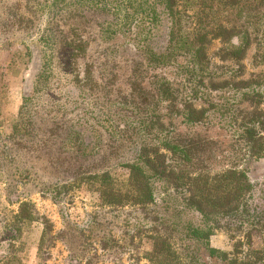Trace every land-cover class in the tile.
Instances as JSON below:
<instances>
[{
	"label": "trees",
	"instance_id": "obj_1",
	"mask_svg": "<svg viewBox=\"0 0 264 264\" xmlns=\"http://www.w3.org/2000/svg\"><path fill=\"white\" fill-rule=\"evenodd\" d=\"M19 1L5 5L0 0L6 17L0 20V33L12 37L15 33L39 34L50 53V59L42 62L40 86L47 78L43 74L58 67L67 87L60 106L68 109L67 101L74 105L50 121L59 118L68 139L86 134L87 139L97 137L101 143L104 132L96 130L99 125L93 112L107 110L111 122L107 137L114 152L93 156L107 160L118 155L111 164H97L90 170L83 168L88 156L47 158L50 169H45L64 174L53 185L67 188L82 179L96 180L105 185L100 194L104 207L142 213L155 205L157 186L178 193L186 209L200 218L199 224L188 225L182 233L151 218L144 232L149 246L142 254L145 264H206L207 260L189 253L190 242L200 244L203 257L211 261L262 264L264 248H252V238L259 223H264V206L250 204L253 185L246 171L229 157L215 155L209 139L182 134L176 121L189 127L201 125L215 105L212 95L233 92L240 97V160H264V110L260 107L264 97V0ZM21 6L31 14L50 13L44 30L36 28L40 17L25 16ZM89 14L103 20L94 37L82 27ZM55 15L68 33L59 31L52 19ZM215 41L220 46L213 60L208 49ZM250 50L248 67L245 61ZM39 148L52 149L48 144ZM116 169L127 170L124 183L113 178L111 171ZM37 220L33 206L23 202L3 223L2 232L8 230L14 236L0 264H22L18 256L22 251L16 249L14 237ZM45 228L38 252L50 232V226ZM217 231L233 240L231 252L210 246L209 238Z\"/></svg>",
	"mask_w": 264,
	"mask_h": 264
},
{
	"label": "rangeland",
	"instance_id": "obj_2",
	"mask_svg": "<svg viewBox=\"0 0 264 264\" xmlns=\"http://www.w3.org/2000/svg\"><path fill=\"white\" fill-rule=\"evenodd\" d=\"M16 1L20 2L1 0L5 5ZM1 6L0 3V20H5ZM20 10L30 18L40 17L36 24L39 30H44L51 17L48 11L31 14L23 6ZM56 17L55 15L52 18L53 21ZM56 22L59 24V31L68 33L67 27L58 18ZM102 22L101 18L89 14L82 21V27L94 37L93 34H97V24ZM1 29L3 28L0 24ZM219 46L216 41L209 46L208 52L213 60ZM60 49L63 51L62 47ZM251 54L252 50L245 61L247 66L250 64ZM49 55V50L43 45L39 34L15 33L12 37L9 33H0V227H3V223L12 214L17 213L21 203L26 202L33 206V213L38 220L22 229L20 236L14 237L16 249L18 247L22 251L18 253L22 264H145L142 254L149 246L144 239V232L145 226L151 224V218L157 217L160 223L165 222L167 226L182 233L188 225L199 224L200 218L186 209L178 193L160 186L155 191V205L147 213H142L130 208L104 207L100 194L105 190V185L96 180L82 179V183L69 184L67 188L53 185L54 180L61 179L64 174L59 175L45 169L49 168L45 163L47 158L67 160L75 155L88 156L91 158L83 163V168L90 170L97 164H111L118 155H110L107 160L93 156L96 153L105 156L114 152L110 149L111 139L107 137L111 124L107 110L93 112L99 125L96 130L104 132L99 139L101 143H98L97 137L87 139L86 134L68 139L64 133L65 127L58 122L60 119L50 121L56 114L73 110L74 105L67 101L68 109L60 106V96L67 87L63 82L64 73L58 67L51 74H43L47 78L40 86L42 62L50 59ZM212 96L215 105L208 111L205 121L197 127H189L181 124L178 119V130L182 134L190 132L200 138L209 139L214 144L215 155L220 159L229 157L232 162L241 166L253 185L249 202L252 207L261 208L264 206V160H240L242 151L238 148L237 140V106L240 97L228 91ZM63 100L68 98L63 97ZM260 107L264 110V97ZM40 117H44L43 120ZM50 132L52 136H48ZM26 133L30 135L24 136ZM43 141L45 142L42 143ZM43 144L51 145L52 149L39 148ZM96 146H100V149ZM99 159L102 161L99 162ZM111 174L119 183H124L127 179L125 169H116ZM259 225L252 238L254 249L264 248V223ZM48 226L50 232H46L45 243L38 252L39 241L44 228ZM12 236L14 235L11 231L2 232L0 228V259L8 255ZM49 237L52 240H48ZM209 244L227 253L232 250L233 240L228 234L217 231L209 238ZM188 245L189 253L207 260L206 264H229L205 259L202 246L196 242ZM245 251L246 249L242 250L243 253Z\"/></svg>",
	"mask_w": 264,
	"mask_h": 264
}]
</instances>
